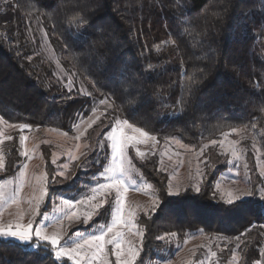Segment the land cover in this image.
<instances>
[{
	"label": "trees",
	"instance_id": "obj_1",
	"mask_svg": "<svg viewBox=\"0 0 264 264\" xmlns=\"http://www.w3.org/2000/svg\"><path fill=\"white\" fill-rule=\"evenodd\" d=\"M9 6L7 13L0 8L4 121L71 133L78 114L92 106L88 97L65 89L42 56L31 57L25 17H38L63 66L98 96L115 101L122 119L151 135L196 146L244 128L264 157V0H12ZM5 161L3 178L19 168L17 148L6 151ZM45 162L50 184L48 151ZM137 167L155 185L163 211L139 216L143 244L136 264L154 261L163 249L159 237L171 233L179 241L197 232L239 238L240 264L261 259L264 198L253 195L241 209L223 211L215 183L224 164L207 172L200 193L190 189L179 196L167 194L168 179L157 159ZM74 189L60 188L63 194ZM233 248L228 246L221 262ZM0 264H53V258L0 237Z\"/></svg>",
	"mask_w": 264,
	"mask_h": 264
},
{
	"label": "rangeland",
	"instance_id": "obj_2",
	"mask_svg": "<svg viewBox=\"0 0 264 264\" xmlns=\"http://www.w3.org/2000/svg\"><path fill=\"white\" fill-rule=\"evenodd\" d=\"M11 2L12 0H0V8L3 13H7L11 8L9 6ZM25 18L27 24L25 34L31 57L42 56L53 67L55 79L68 91L88 97L92 106L78 114L71 133L55 128L35 127L21 131L19 124H6L3 119H0V156L3 157V160H0V164L3 165L0 167V188L3 189L6 197L16 193L21 200V208H27V201L39 195V192L34 191L32 185L35 184L37 177L46 174L48 196L41 203L40 212L42 215L36 217L38 223L49 225L47 230L51 233L57 230L56 227L51 226L50 221L53 217L60 215L54 211L59 203V198L70 199L74 202L85 200V203L82 204L75 203L79 221L72 223L71 227H68L67 220L64 221V230L67 233L64 239L68 237L73 240L79 239L73 235L74 232L85 236L99 234V225L110 226L111 218H114L115 212L113 211L112 217H110L105 209L116 207L113 203L116 196L115 189H112L106 197L103 193H97L96 201L88 202L86 197L92 195V189L98 187L99 183L107 182L101 175L106 165L112 163L111 145L107 137L117 127L116 121L124 119L114 111L113 106L108 107V103H111L108 98L98 96L87 80L81 78L74 69L63 66L57 46L41 19L29 16ZM58 60L59 64H57ZM88 93H92V95L89 96ZM102 100H107L108 103H101ZM237 129L238 131L225 132L219 138L204 141L198 146L187 144L178 137L160 138L156 136L157 141L155 142L148 140L146 143L136 144L127 149V156L131 160L133 170L124 178L126 185L129 186L124 209L126 219L129 212L134 213V219L127 227L120 230L127 234L124 252L126 253L129 247L128 241L131 242L133 250L138 252L134 264L139 259L143 244V230L138 224L139 216L145 214L144 209L150 210L154 198L153 190L158 197L155 185L144 177L137 167V163L157 159L159 172L167 177V185L171 181L174 187L190 186L196 183L201 186L209 170H213L217 164H224L226 170L217 177L215 183V189L219 196L224 195L227 198L229 192L235 195L240 190L250 189L254 195L264 198L263 153L244 128ZM124 132L126 135H131V131L127 128H124ZM21 135L27 137L23 147L29 153L28 157L21 155L19 143ZM213 141L216 143L213 144ZM180 145H184V147ZM205 145L207 146L205 147ZM13 146L18 150L19 168L13 175L3 178L1 175L6 163L5 153ZM137 148L145 153L143 157L139 156ZM201 150L202 155H197L201 153ZM233 150H235L236 156L232 155ZM47 151L54 168V179L58 181L53 184L50 182L51 185L45 162V152ZM82 153H86V155H82ZM53 159H55V163L52 162ZM25 164H27V169L23 167ZM64 165H67V168ZM61 171L64 173L63 176L59 175ZM21 172L25 173L23 189H20ZM256 174L259 176V181L255 180ZM9 181L11 183H8ZM149 184L152 185V188L147 187ZM217 185H219V189H217ZM66 187L69 190L70 188L75 189L63 194L60 188ZM190 189L194 190V187H190ZM102 197L106 198L108 203L103 205L97 214L90 204L97 203ZM47 203L49 205L46 206ZM45 206L47 209L43 212ZM15 211H17L15 205H12L11 208L6 205L0 208L5 221L14 220L10 213ZM86 214H91V219L87 222H85ZM44 215H47L49 219L45 220ZM73 220L76 221L77 217H74ZM25 222H27V217ZM132 224H135L136 227H132ZM129 228H131V233H136L139 229L142 235L129 233ZM110 236L111 234H109ZM161 237H164L163 239L159 238L163 243V249L158 252L154 261H149L147 264H240L238 251L240 240L238 239L210 236L203 232L189 234L183 241L177 240L176 236L172 235ZM229 245L234 246L232 255L227 262L223 263L221 262L222 254ZM107 251L109 264H116L113 246L108 245ZM212 252H215L216 255L212 256ZM71 262L73 263V261ZM256 264H264V245L261 249V259Z\"/></svg>",
	"mask_w": 264,
	"mask_h": 264
},
{
	"label": "snow or ice",
	"instance_id": "obj_3",
	"mask_svg": "<svg viewBox=\"0 0 264 264\" xmlns=\"http://www.w3.org/2000/svg\"><path fill=\"white\" fill-rule=\"evenodd\" d=\"M173 43H175V41H173ZM57 64H59V60L57 61ZM93 84L95 86V82H93ZM88 95L91 96L92 93H88ZM129 102L134 104L136 101L135 99H131ZM101 103L108 102L107 100H102ZM114 103L115 101L108 103V107L111 108ZM0 119H3V117H0ZM4 123L7 124L8 121L5 120ZM116 125L117 127L113 129L107 137L111 145L110 155L112 163L106 165L104 171L101 173L107 182L99 183L98 187L92 189V195L86 197L88 202L96 201L97 193H103L106 197L110 194L112 189H115L116 196L113 203L116 207L114 209L111 207L105 209L110 217H112L113 211L115 212L114 218H111L110 226H105L103 224L99 225V234L85 236L79 232H74L73 235L79 237V239L73 240L71 237L64 239V236L67 234L64 230V221L67 220L69 222L68 227H71L72 223L78 222L79 218L75 211V203L78 202L82 204L85 203V200L74 202L70 199L59 198V203L54 211L60 213V215L53 217L50 221L51 226L56 227L57 230L49 233L47 230L49 225L39 224L36 220V217L42 215L40 212L41 203L48 196V188L46 186L47 175L44 174L43 176L37 177L35 184L32 185L34 191L39 192V195L34 196L27 201V208H21V200L16 193L6 197L3 189L0 188V208H3L5 205L11 208L12 205H15L17 209L14 213H10V215L14 217V220H3V214L0 212V237L14 239L27 247H35L37 249V254H39V252H44L52 257L53 264H58V262L64 257L73 261V264H109V254L107 251L108 245L113 246L116 264H134L138 252L133 250L130 241H128L129 247L127 248V252H124V244L126 242L125 237L127 234L120 230L123 227H127L134 219L133 212H129L126 219L124 209V201L129 191V186L126 185L124 178L133 170L131 160L127 156V149L136 144L146 143L148 140L155 142L157 141V137L150 135L141 127L134 126L127 119L123 121L117 120ZM30 128L31 125L19 124V129L21 131ZM124 128L129 129L131 135H126ZM233 131H238V129L234 128ZM9 139L12 138L9 137ZM26 139L27 137L24 135L19 137V143L21 146L20 151L21 155L24 157L29 156V153L24 150L23 147ZM76 139H79V137H76ZM212 143L215 144L216 141H213ZM180 146L184 147V145ZM206 146L207 145H205V147ZM136 151L140 157L145 155V153L141 152L138 148ZM82 155H86V153H82ZM197 155H202V150L201 153H198ZM232 155L236 156L235 150H233ZM0 160H3L2 156H0ZM52 162L55 163V159H53ZM0 167H3V165L0 164ZM23 167L27 169V164ZM64 167L67 168V165H64ZM20 175L22 178L20 189H23V177L25 176V173L21 172ZM59 175L63 176V171H61ZM192 179H195V177H192ZM52 182L57 183L58 181L53 178ZM8 183H11V181ZM147 187L152 188V185L149 184ZM190 187H194V190L197 193L201 192L199 183L190 186L185 185L182 187H174L171 181H169L166 191L170 196H179L181 192H188ZM216 187L219 189V185ZM212 195L213 198H216L217 193L213 192ZM253 195L254 193L250 189L240 190L235 195L232 192L227 193V198H225L224 195H220L219 199L222 202L223 211L228 213L241 209L244 200L248 197H253ZM153 197L150 210L144 209L145 215H153L156 214L157 211H163L159 197L155 195V190H153ZM107 203L108 200L102 197L100 201L90 204V206L95 212H97V214H99V209ZM26 217L27 222H25ZM74 217H77L76 221L73 220ZM44 219L48 220L49 217L44 215ZM90 219L91 214H86L85 222ZM132 227H136V225L132 224ZM129 233H131V228H129ZM109 234H111L110 237ZM131 234L142 235V232L138 229L136 233ZM171 235L175 236L176 233H171ZM106 237L109 238L106 239ZM159 238L163 239L164 237ZM211 255L215 256L216 253L212 252ZM233 259H235V256H233Z\"/></svg>",
	"mask_w": 264,
	"mask_h": 264
}]
</instances>
